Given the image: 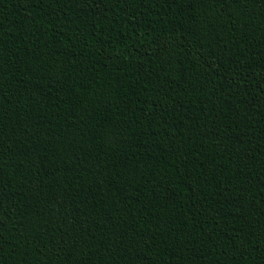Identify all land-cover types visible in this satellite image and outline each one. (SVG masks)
I'll return each instance as SVG.
<instances>
[{
	"label": "trees",
	"instance_id": "16d2710c",
	"mask_svg": "<svg viewBox=\"0 0 264 264\" xmlns=\"http://www.w3.org/2000/svg\"><path fill=\"white\" fill-rule=\"evenodd\" d=\"M0 264H264V0H0Z\"/></svg>",
	"mask_w": 264,
	"mask_h": 264
}]
</instances>
